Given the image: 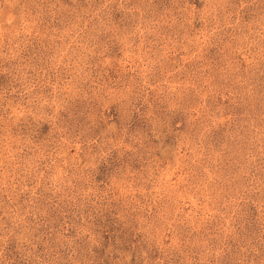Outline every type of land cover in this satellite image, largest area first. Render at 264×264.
Returning a JSON list of instances; mask_svg holds the SVG:
<instances>
[{"label": "rangeland", "instance_id": "obj_1", "mask_svg": "<svg viewBox=\"0 0 264 264\" xmlns=\"http://www.w3.org/2000/svg\"><path fill=\"white\" fill-rule=\"evenodd\" d=\"M0 264H264V0H0Z\"/></svg>", "mask_w": 264, "mask_h": 264}]
</instances>
